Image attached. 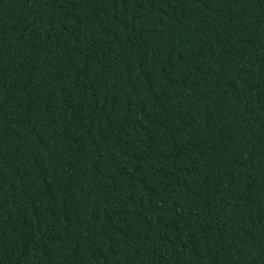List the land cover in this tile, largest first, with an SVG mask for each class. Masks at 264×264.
<instances>
[{
	"label": "trees",
	"instance_id": "16d2710c",
	"mask_svg": "<svg viewBox=\"0 0 264 264\" xmlns=\"http://www.w3.org/2000/svg\"><path fill=\"white\" fill-rule=\"evenodd\" d=\"M0 264H264V0H0Z\"/></svg>",
	"mask_w": 264,
	"mask_h": 264
}]
</instances>
